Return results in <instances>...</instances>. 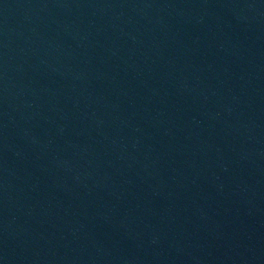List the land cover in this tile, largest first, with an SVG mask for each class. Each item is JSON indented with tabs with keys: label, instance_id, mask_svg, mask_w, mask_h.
<instances>
[{
	"label": "water",
	"instance_id": "water-1",
	"mask_svg": "<svg viewBox=\"0 0 264 264\" xmlns=\"http://www.w3.org/2000/svg\"><path fill=\"white\" fill-rule=\"evenodd\" d=\"M0 264H264V0H0Z\"/></svg>",
	"mask_w": 264,
	"mask_h": 264
}]
</instances>
